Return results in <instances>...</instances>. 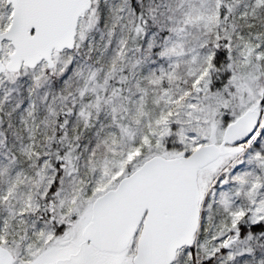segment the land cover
I'll return each mask as SVG.
<instances>
[{
    "label": "snow or ice",
    "instance_id": "snow-or-ice-1",
    "mask_svg": "<svg viewBox=\"0 0 264 264\" xmlns=\"http://www.w3.org/2000/svg\"><path fill=\"white\" fill-rule=\"evenodd\" d=\"M0 264H264V0H0Z\"/></svg>",
    "mask_w": 264,
    "mask_h": 264
}]
</instances>
